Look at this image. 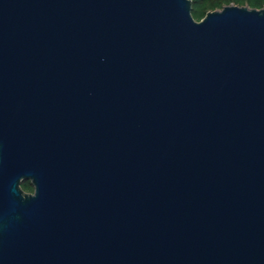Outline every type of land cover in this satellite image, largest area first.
<instances>
[{
	"label": "water",
	"instance_id": "obj_1",
	"mask_svg": "<svg viewBox=\"0 0 264 264\" xmlns=\"http://www.w3.org/2000/svg\"><path fill=\"white\" fill-rule=\"evenodd\" d=\"M192 8L0 0V264H264V6Z\"/></svg>",
	"mask_w": 264,
	"mask_h": 264
},
{
	"label": "trees",
	"instance_id": "obj_2",
	"mask_svg": "<svg viewBox=\"0 0 264 264\" xmlns=\"http://www.w3.org/2000/svg\"><path fill=\"white\" fill-rule=\"evenodd\" d=\"M193 8L192 14L197 20H201L208 11L216 9H222L226 5L238 4L248 5L252 8H262L264 6V0H192ZM32 186L31 182L24 180L22 188L28 191Z\"/></svg>",
	"mask_w": 264,
	"mask_h": 264
},
{
	"label": "flooded vegetation",
	"instance_id": "obj_3",
	"mask_svg": "<svg viewBox=\"0 0 264 264\" xmlns=\"http://www.w3.org/2000/svg\"><path fill=\"white\" fill-rule=\"evenodd\" d=\"M28 181L31 182V180H29V179H28ZM22 183H23V182H22ZM31 184H32V183H31ZM27 192H29V193H33V192H34V186L32 185V186L30 187V189H28Z\"/></svg>",
	"mask_w": 264,
	"mask_h": 264
}]
</instances>
